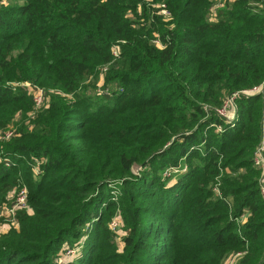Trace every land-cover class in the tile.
I'll use <instances>...</instances> for the list:
<instances>
[{
	"label": "trees",
	"instance_id": "trees-1",
	"mask_svg": "<svg viewBox=\"0 0 264 264\" xmlns=\"http://www.w3.org/2000/svg\"><path fill=\"white\" fill-rule=\"evenodd\" d=\"M161 1L0 0V264H264V0Z\"/></svg>",
	"mask_w": 264,
	"mask_h": 264
},
{
	"label": "built area",
	"instance_id": "built-area-1",
	"mask_svg": "<svg viewBox=\"0 0 264 264\" xmlns=\"http://www.w3.org/2000/svg\"><path fill=\"white\" fill-rule=\"evenodd\" d=\"M225 0H214V3L211 6L212 12L213 10L219 6L222 5L223 2ZM149 4L151 5V7L153 8L152 12L154 13H159L162 14L164 16H169L170 15V10L167 7L165 1H154V0H149ZM152 41L157 45V46H162L163 43L160 40V38L158 36H155ZM117 50L116 48L113 49V54H116ZM35 88L31 87V89H35L34 94H32V99L34 104L39 105L41 103V101L43 100L44 95L46 94V91L43 87H36V84H34ZM239 93L242 94H253V93H259L262 95L263 99H264V80L258 84H255L251 87L248 88H243L240 90H236L230 94H228L222 101L221 105L216 107V112L221 115L222 117H224V119H233L236 115V110H237V105L235 102V99L237 97V95H239ZM216 128L218 130H221V125L218 124L216 126ZM15 129H11V128H7L3 131H0V135L3 136V138H8L11 137L14 133ZM263 150H264V140L260 141V143L256 146L255 150H254V164L257 167L260 168H264V155H263ZM8 160V159H6ZM173 170H175L173 168ZM168 172H166L167 174ZM262 189V193L264 194V185L261 186ZM17 193L15 194V197L13 198V201L8 203L7 205H2L0 208L6 212H10V214L14 215L15 210L18 208H23V207H27V193H26V188L20 187L17 191ZM4 215V214H2ZM11 215V216H12ZM110 227L114 230H118L119 229V225L120 222L118 220V218H113L110 223H109ZM75 251V249H67L66 253H73Z\"/></svg>",
	"mask_w": 264,
	"mask_h": 264
},
{
	"label": "rangeland",
	"instance_id": "rangeland-1",
	"mask_svg": "<svg viewBox=\"0 0 264 264\" xmlns=\"http://www.w3.org/2000/svg\"><path fill=\"white\" fill-rule=\"evenodd\" d=\"M8 1L9 0H1V2H3L5 5H7L8 4ZM214 1V0H213ZM264 5V4H263ZM165 21H168V19H166ZM23 85H25V87H27V90H28V93L29 94H31V93H33L34 94V91H35V89H31V87H33V88H35V86H34V84H31L29 81H25V82H21ZM36 87H43V86H40V85H37L36 84ZM43 88H45V91H47V88L46 87H43ZM50 92L51 91H53L52 89H48ZM48 95H47V92H46V94L44 95V97H43V100L41 101V103L39 104V105H36V104H34V102H33V104L32 105H30L31 107H29L25 112H23V111H21L20 110V112H18V113H16V115H15V118H14V120L11 122V123H9L8 125H7V127H8V129L9 128H13V127H23L24 125H26V123H27V125H28V123L30 124L31 122H30V119L31 118H33V116L35 115V114H37V112L40 110V108L42 107V105H45V103L47 102V100H48V97H47ZM68 97H71V95H69ZM215 111H216V109H215ZM231 120V119H230ZM229 119H227V121H230ZM28 127V126H27ZM29 128V127H28ZM215 130L216 131H220V130H218L216 127H215ZM15 132V131H14ZM14 134V133H13ZM0 139H4L3 138V136L2 135H0ZM262 140H264V136H263V139ZM261 140V141H262ZM258 145V144H257ZM253 159H254V156H253ZM5 162H7V163H10V161L9 160H6ZM37 169H38V166L36 165L35 166V171H37ZM171 170H173V167H171V166H169V167H167L166 169H165V171L163 172V174L164 173H166V172H169V171H171ZM261 173H262V177H261V179H263V181H264V168L262 169V171H261ZM262 181V180H261ZM262 185H264V182H263V184ZM25 187V185H22L21 187ZM20 187H17V185L16 186H13V188L9 191V193H8V196H7V201H5V203H2V204H0V207L2 206V205H7L8 203H10V202H12L13 201V198L15 197V194L17 193L16 191L19 189ZM26 188V187H25ZM26 193H27V189H26ZM27 202V201H26ZM29 211H31V208H29V206H28V204H27V207H26ZM2 214H4V215H2ZM12 214H10V212L8 213V212H6V211H4V209L2 210L1 208H0V233L1 232H4V231H6L8 228H10L11 226H13V225H17V222H16V219L14 218V215H12ZM119 220V219H118ZM119 222H120V220H119ZM110 223V222H109ZM121 222H120V225H119V229H118V231H121ZM110 226V225H109ZM120 233H122V232H120ZM71 249H73V248H71ZM75 252H76V250H75ZM73 255V254H72ZM67 257V255H62V258H66ZM61 258V259H62ZM237 258V256H236V253H234V252H231V253H229V255L227 256V258L224 260V264H232L233 262H234V260Z\"/></svg>",
	"mask_w": 264,
	"mask_h": 264
}]
</instances>
